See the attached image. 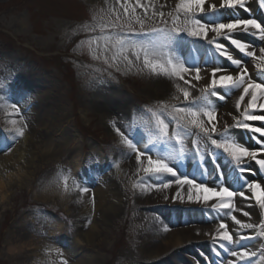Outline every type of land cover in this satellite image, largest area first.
I'll use <instances>...</instances> for the list:
<instances>
[{
    "label": "rangeland",
    "instance_id": "obj_1",
    "mask_svg": "<svg viewBox=\"0 0 264 264\" xmlns=\"http://www.w3.org/2000/svg\"><path fill=\"white\" fill-rule=\"evenodd\" d=\"M174 7L169 1L166 16ZM112 8L103 0H0V83L6 86L0 89V95L19 103L22 109L28 125L24 131L31 137L25 151L35 153L37 159L45 153V141L53 149L43 160L16 163L11 178H3L0 264H53L54 259L60 264L61 253L65 258L72 257L63 251L67 241L75 246L76 258L93 256L94 264H149L136 253L142 247L141 238L148 239L147 232L154 224L138 214L134 172L115 166L122 155L128 154L129 158L134 153L123 144L112 122L129 135L140 130L149 139L155 124L147 110L160 101L178 103L160 92L155 76L148 70L129 71L120 64L117 71L110 66L111 51L104 53L109 60L106 64L100 50L103 40L89 44L93 37L109 34L102 33L98 25L109 18ZM116 8L122 12L118 5ZM85 24L95 26V31L85 30ZM150 26L148 22L146 27ZM5 112L0 107V117L16 118ZM2 128L0 154L17 146L22 138L5 131L11 128L9 125ZM67 136H71L70 145L62 143ZM254 144L252 150L260 148ZM186 147L192 149L191 138L186 140ZM157 149L159 154L163 150L162 146ZM77 162L79 168L73 171L67 190H62L66 206L36 201L35 192L53 177L72 170ZM91 167L114 172L120 181L121 207L107 221L102 220V229L93 239L85 241L80 238L81 224L93 218V206L90 202V214L82 215L69 203L75 201L77 183ZM99 179L94 184L104 182ZM61 181L56 179V188H60ZM49 219L61 220L63 227L49 233ZM27 242L32 243V250L13 249ZM50 246L58 248L55 256L47 252ZM214 247L223 250L218 243Z\"/></svg>",
    "mask_w": 264,
    "mask_h": 264
},
{
    "label": "snow or ice",
    "instance_id": "obj_2",
    "mask_svg": "<svg viewBox=\"0 0 264 264\" xmlns=\"http://www.w3.org/2000/svg\"><path fill=\"white\" fill-rule=\"evenodd\" d=\"M252 2L255 3L256 0ZM116 5L122 12L113 7L109 10V18L106 21L102 19L98 25L102 33L108 31L109 34L93 37L89 44L103 40L104 46L100 50L106 64L109 60L104 57V53L111 51L110 66L117 71H119V65L123 64L129 71L136 68L140 72L148 70L151 75L166 77L174 82L179 94L174 95L172 99L179 101L180 97H183L178 104L160 101L155 108L147 110L155 124V129L150 133L147 142L143 139L134 140L112 122V127L123 144L135 154L137 173L154 176L157 180L162 176L170 175L175 179L152 184L151 187L157 190L168 189L173 183L178 185L179 189L187 186L189 203L208 205L211 202L212 210L229 216L232 222L239 226L238 239L233 240L232 233L223 221L212 234V239L218 243L219 248L234 258L229 260L228 264H264V185L257 181H249L244 175L253 171L247 166L249 160L255 161L260 171L264 173V158H261L264 156V47H260L257 56L254 45L234 35L243 32L258 37L264 42V22L254 17L236 16L227 17V22H224L226 11L235 13L242 10L250 14L252 8L249 0H216V2L177 0L174 9L167 16L164 11L165 4H159L157 7L156 3H145L142 0H135L134 3L131 0H116ZM258 6L264 10V0H258ZM138 9L141 10L139 15ZM168 17H172L171 21ZM148 22H151L150 27H146ZM133 25H138L139 28ZM84 28L95 31V26L92 25L85 24ZM210 33L213 35L210 36ZM134 36L139 39H132L131 37ZM186 37L205 41L217 57H222L235 65L238 71L233 75L220 66L201 67L192 51H189L187 55L184 54ZM218 38L227 39L240 53L252 58L258 69L259 79H253L244 62L235 58L227 45ZM97 47L99 48L100 45L97 44ZM92 50L95 51V49ZM194 51L199 52V49ZM206 78L207 82L197 88L200 95L192 96L191 89L196 88V85ZM5 88L6 86L0 83V89ZM220 89L223 93L218 91ZM239 89L242 91L235 101V108L239 115L229 113L233 123L225 122L221 127H217L216 103L212 98L222 101L234 90ZM246 97L250 98L246 106L242 108V102ZM0 101H3L0 107L6 109V116L18 118L9 119L8 123L12 127L5 131H14L15 137H22L28 125L19 103L6 99L4 95H0ZM254 121L262 122L261 126L250 123ZM233 129L251 133V138L260 145V148L250 150L234 135ZM190 138L192 149L186 147V140ZM140 144H143V147H139ZM158 146H162L163 150L154 157L153 149ZM189 158L199 169L206 170L207 164L211 163L214 171L219 174V187L209 186L202 180H197L195 176L179 172L176 165L184 164ZM221 160H227L233 171L241 175L232 176L230 179L224 171L227 165L221 163ZM115 166L119 167V164ZM241 181L243 183H240ZM61 183L67 190L68 178L63 177ZM233 184H237L238 187H232ZM179 189L172 199L183 202L184 198L180 196ZM78 190L81 195L89 192L87 187H79ZM246 193H251V196L249 197ZM237 196L256 202L260 209L258 223L243 222L233 215V212L241 211L249 221L252 218L250 212L237 208L234 202ZM165 199L169 197L165 196ZM90 202L94 209V196L91 197ZM91 222L89 219L88 223L91 224ZM240 229L251 230V232L243 234L239 231ZM168 230L167 227L164 228L165 232ZM245 241H257L259 246L253 250L248 243H242ZM233 244L238 245L239 250L228 247ZM213 251L216 255H220L216 249ZM60 264H70L62 253Z\"/></svg>",
    "mask_w": 264,
    "mask_h": 264
},
{
    "label": "bare ground",
    "instance_id": "obj_3",
    "mask_svg": "<svg viewBox=\"0 0 264 264\" xmlns=\"http://www.w3.org/2000/svg\"><path fill=\"white\" fill-rule=\"evenodd\" d=\"M151 1L152 2L149 3H156L157 7H159V4H165L166 7L164 8V11L167 10L169 1L172 5L177 3V0ZM103 2L111 7H117L116 0H103ZM131 2L134 3L135 0H131ZM211 2H216V0H211ZM249 5L252 8V12L250 14L243 12L242 10L235 13L226 11L224 13V22H227V17L230 16H236L240 18L254 17L264 22V10L259 8L258 0H256L255 3L252 2V0H249ZM140 13L141 10L138 9L137 14L139 15ZM209 35L211 36L213 34L210 33ZM234 35L242 41H246L250 45H254L257 56L259 55L260 47H264V42L260 41L258 37H254L251 34L238 32ZM185 39L186 45L184 54L187 55L189 51H192L197 63H199L201 67L207 66L211 68L220 66L227 73H231L233 75L238 71L235 65H232L229 61L222 57H217L211 46H209L205 41H198L196 38L192 37H186ZM218 39L227 45L230 53L235 58H238L244 62V65L248 68L249 74L253 77V79H259L258 69L255 67V61L252 58L244 56L242 53H240L234 48V46L230 44L227 39ZM256 43L258 45H255ZM195 49H199V52H195ZM205 62H207V65H205ZM206 82L207 78L203 81H200L199 84L196 85V88L191 89L192 96H199L200 93L197 91V88L202 87ZM155 83L159 84L160 92H162V94L166 97H171L172 99L174 95H179L172 80L163 76H155ZM180 83L182 84V82ZM218 91L223 93L222 89ZM241 91L242 89L234 90L232 94L227 95L226 99L222 101L212 98L216 103L218 117L217 127H221L225 122L229 124L233 123L229 113H232L233 115H239L235 108V101L238 99ZM249 98L250 97H246L245 101L242 102V108L246 106L247 100ZM182 100L183 97L181 96L179 101L172 99V102L180 103ZM31 112L33 113L34 110ZM257 113H259L258 109ZM8 120L9 119L6 117H0V127H3L2 129L6 128L8 125L12 127L8 123ZM250 123L258 127L262 124L260 121H254ZM232 131L245 146L252 150L251 147L255 145V140L251 139V133L241 129H233ZM256 135L258 136L259 134ZM130 136L134 140L143 139L144 142H147L148 140L147 136L140 130L132 132ZM70 137L71 136H67L64 138L62 143L65 145H70ZM30 141L31 137L26 131H24V135L22 136L20 142L17 143V146L11 148L10 151L0 154L1 199L4 198L3 192L5 191L3 178L5 175L8 178H11L12 170L16 168V163L26 160L29 162V164H31L36 160H43L45 157L47 158L48 154L50 155L53 152L51 145L45 141V153L42 154V157H38L36 159L35 153H28L25 151L26 146L29 145ZM138 146L143 147V144ZM158 152L159 151L157 148L153 149L154 157L156 154H159ZM124 155L119 158V166L127 168L129 172H134V178L136 180L135 185L139 195V198L135 203L140 209L138 214L139 216H145L151 221L152 225L154 224L153 229H149L147 232L148 239L141 238L140 244L142 247L140 250H137L136 257L145 258L149 264H166L167 261H171V264H228L229 260L234 259L224 252V250L214 247V244L217 243L212 239V234L215 233L219 223L222 221L228 226L229 231L233 235V240L235 241L238 239L237 230L239 229V226L234 224L229 216L223 214V212L212 210L210 206L211 202L208 205L189 203L187 201V186H184L183 189H179V186L173 183L168 189L157 190L151 187L152 184L172 181L175 178L171 177L170 175H166L157 180L154 176H146L142 172L137 173L138 165L135 161V154H133V156H129V158H127L128 154ZM75 156L79 155L75 154ZM261 158L264 157L261 156ZM221 163L227 165L224 171L229 175L230 179L232 176L238 177L241 175V173L233 171L232 166L228 165L227 160H221ZM78 166L79 163L77 162L72 170L64 171L60 175L53 177V179L48 180L47 185H45L40 192L34 193V198L38 201L47 203L56 202L59 205L62 204V206H66L65 204L67 200L62 196V190L64 189L63 184H61L59 189L56 188V179L62 180L63 177H67L69 184L71 178L73 177V171H76L79 168ZM247 166L253 170L251 173L244 174L247 176V179L249 181H257L264 185V173L260 171L259 166L255 163V161H247ZM176 167L181 173L186 172L190 176H195L197 180H202L209 186L219 187V174L214 171V166L211 163L207 164L206 170L199 169L198 166L189 158V160H187L184 164L176 165ZM20 177L21 174L19 175L18 179H20ZM97 178L104 179V182L102 184H94V180ZM119 182L120 181L114 177V172L107 171V168L91 167L87 169L86 177L77 183V195L75 197V201L69 203V205L73 206L72 208L74 210H78V212H80L82 215L86 213L87 215L90 214L89 206L91 197H95L94 214L93 218H90L92 221L91 224H89L88 221L81 224L83 225V229H81L82 231L80 238L83 240L90 241L93 239L96 236V233L100 232L102 229V220L104 222L107 221L108 217L115 214L121 207L119 202L120 199L118 198V185H120ZM240 183L243 182L241 181ZM79 187H87L89 192L81 195L78 190ZM232 187L235 188L238 187V185L233 184ZM178 189L180 196L184 198L183 202H180L179 199H172V197L176 195ZM246 194L249 197L251 196V193ZM165 196L169 197V199L166 200ZM234 202L238 209L248 211L252 216L251 221H249L248 217H244L241 211L233 212V215H235L237 219H240L243 222H259L260 209L254 200L244 199L237 196L234 198ZM75 204L77 207H75ZM170 215H172V217H170ZM49 221L50 222H47V225L52 227V229L49 230V233L53 232L54 230H60L63 227L62 222L57 219H49ZM165 227L169 229L166 232L164 231ZM239 231L243 234H248L251 232V230L244 229H240ZM71 243L72 242L69 241L65 242V248L63 250L65 255L72 256L71 259L67 258L70 261V264H94L93 256H89L88 259L84 258L83 256L76 258L74 256L75 246ZM242 243H248L250 247L253 248V250L259 246L257 241H245ZM52 245L55 244L52 243ZM32 246L33 245L31 242H27L22 243L20 246H16L13 249H20V251L30 250ZM228 247H231L234 250H239L238 245L235 244L228 245ZM213 249H216L220 255H216V252L213 251ZM47 252L51 257L55 256L54 254L58 253V248L55 246H50ZM178 259L181 262H178ZM55 260L56 259H54L53 264H57Z\"/></svg>",
    "mask_w": 264,
    "mask_h": 264
}]
</instances>
